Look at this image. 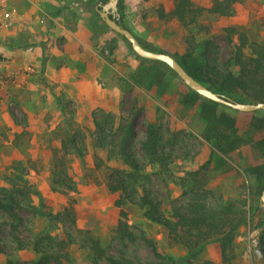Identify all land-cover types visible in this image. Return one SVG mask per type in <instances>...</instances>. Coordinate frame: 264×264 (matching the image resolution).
Wrapping results in <instances>:
<instances>
[{
  "label": "rangeland",
  "instance_id": "1",
  "mask_svg": "<svg viewBox=\"0 0 264 264\" xmlns=\"http://www.w3.org/2000/svg\"><path fill=\"white\" fill-rule=\"evenodd\" d=\"M100 1L9 0L6 9L18 18L9 25L0 17V77L16 74L15 82L0 79V190L15 194L21 220L18 225L0 211V244L8 248L6 255L0 254V264H40L34 243L45 236L66 239L69 228L61 214L72 201L78 227L90 231L117 257L142 264L154 261L145 237L176 259L187 253L173 246L165 229L145 219L144 209L133 204L124 209L138 240L121 241L115 234L120 193L108 190L107 176L111 169L131 173L128 157L135 160L139 187L148 190L169 216L191 195L185 186L188 173L202 166L213 151L201 115L202 101L191 102L190 88L176 74L138 56L112 31L95 10L104 5ZM175 1L120 0L119 21L146 46L195 65L208 59L220 67L230 64L240 34L247 37V56L264 49V0L239 2L225 16L206 13L198 27L160 17V10L168 13ZM214 1L194 0L204 8ZM229 27L237 29L232 41L224 33ZM47 29H54L56 40L46 35ZM62 31L75 36L71 55L61 51L66 40ZM207 41L214 44L209 50ZM18 49L19 62L8 55ZM219 111L235 118L238 136L246 143L227 157L218 154L224 164L216 156L207 174L209 202L215 206L234 202L248 214V224L236 237L231 264H264V207L255 176L240 166H261L264 172L260 154L264 129L250 131L261 114L223 105ZM150 124L162 126L168 171L153 165L143 152ZM253 239L259 241L262 256L254 253ZM20 244L25 249H18ZM68 250L78 262L88 263L79 243ZM185 264H222L219 244H210Z\"/></svg>",
  "mask_w": 264,
  "mask_h": 264
},
{
  "label": "trees",
  "instance_id": "2",
  "mask_svg": "<svg viewBox=\"0 0 264 264\" xmlns=\"http://www.w3.org/2000/svg\"><path fill=\"white\" fill-rule=\"evenodd\" d=\"M242 1L245 0H215L209 8H204L198 6L194 0H176L168 13L161 9L159 15L165 20H176L184 27H198L199 19L204 14L229 15L232 13L234 5ZM100 2L106 4L108 0H101ZM119 23L122 25L120 21ZM200 27L205 28V26ZM224 31L229 41H232V36L237 34V29L233 27L226 28ZM239 41V45L235 47L231 63L224 67H220L217 62L209 59L201 65H195L185 59L173 57L193 78L210 90L239 103H264V49L257 50L255 56H247L245 54L247 37L240 34ZM139 42L145 48L158 52L140 40ZM212 45H214L212 42H206L208 50L211 49ZM152 62L158 68H167L175 74L166 64L157 61ZM189 91L191 102L202 101L201 115L207 121L206 137L211 141L213 151L210 158L202 166L188 173L187 179H185V186L189 187L191 193L188 201L173 208L172 213L167 216L161 209V203L153 199L148 190H141L139 187L136 173L140 171V167L135 160L128 157V164L132 169L131 173L120 169H111L107 176L108 190L114 194L120 193L119 199L115 202V206L119 209L115 234L121 241L137 242L138 236L132 231L128 212L124 209L127 204H133L144 209L145 219L165 229L167 238L173 246H180L187 251L182 260L176 259L161 253L157 243L145 237L144 242L151 249L155 258L148 264H185L196 259L212 243H218L220 246L222 264H231L235 258L236 237L239 231L248 224L249 217L247 212L234 202H229L223 206H215L209 202L210 190L207 188L209 184L207 174L212 169L211 166L216 160V156L220 158L219 162L224 164V159L219 155L227 157L246 142L238 136L235 118L226 112L219 111L220 104L203 98L191 89ZM254 113L261 114V117L254 118L250 124V131L263 130L264 111ZM162 130V126L150 124L147 128L146 139L142 143V149L153 165L158 166L161 171H168V157L165 148L162 146ZM260 151L264 158V140L260 142ZM60 166L62 167L59 171L62 172L65 163L62 162ZM240 166L244 172L255 176L257 180L256 191L261 196L264 189L262 167ZM1 194H5V197H1ZM18 203L14 193L0 190V211L18 221L19 225L21 220L16 213ZM74 205L75 202L72 201L61 214L63 224L69 228L65 240L45 236L34 243V250L41 255L40 264H83L78 262L68 250L75 243H79L84 248L88 259L87 264H142L125 256L113 255L101 240L92 236L90 231L80 229L77 225L78 213ZM258 209L259 207H257ZM40 213L42 212H38V214ZM14 229L17 231L18 226L15 225ZM17 240L21 241L18 237ZM18 247V249L23 250L26 246L20 244ZM7 253V246L0 244V254L6 255ZM8 264H13V262L10 261Z\"/></svg>",
  "mask_w": 264,
  "mask_h": 264
},
{
  "label": "water",
  "instance_id": "3",
  "mask_svg": "<svg viewBox=\"0 0 264 264\" xmlns=\"http://www.w3.org/2000/svg\"><path fill=\"white\" fill-rule=\"evenodd\" d=\"M119 2L120 0H108L106 4L101 6V9H99L98 6L97 11L106 25L112 31L123 36L138 56L147 60L166 64L188 88L205 99L239 112L253 113L257 111H264V103H239L226 98L225 96L210 90L208 87L193 78L173 56L167 53L155 52L145 48L129 29L124 28L119 23ZM261 205L264 207V189L261 195Z\"/></svg>",
  "mask_w": 264,
  "mask_h": 264
},
{
  "label": "built area",
  "instance_id": "4",
  "mask_svg": "<svg viewBox=\"0 0 264 264\" xmlns=\"http://www.w3.org/2000/svg\"><path fill=\"white\" fill-rule=\"evenodd\" d=\"M8 1L9 0H0V6H3L4 9L2 14H0V17L4 18V20L9 24V25H12L16 19L18 18L17 17V14L15 11H9L8 9H6L7 5H8ZM1 65V63H0ZM27 71H31L30 68H27ZM3 76V75H2ZM0 77V79L2 80L4 77L8 78L10 81H14V79L16 78V74L15 73H9V74H6L4 77ZM252 245H253V249H254V253L257 255V256H262V249L260 247V244H259V241L257 239H253L252 240Z\"/></svg>",
  "mask_w": 264,
  "mask_h": 264
},
{
  "label": "crops",
  "instance_id": "5",
  "mask_svg": "<svg viewBox=\"0 0 264 264\" xmlns=\"http://www.w3.org/2000/svg\"><path fill=\"white\" fill-rule=\"evenodd\" d=\"M47 30L49 32L46 35L50 36V38L52 40L55 39L56 35H53L54 29H52V30L47 29ZM64 30H66V29L64 28ZM62 33H66V35H65L66 36V40H65V48H64V50H61V51L65 52L68 55H71L73 53V51L75 49V45H76L75 36L72 33H70L69 31H67V32L62 31ZM15 43H17V42L14 41V44ZM8 55H10L11 57H15V60L17 62H19V60L21 59L20 57H21L22 54H21L20 50L18 49V50L11 51ZM13 55H15V56H13Z\"/></svg>",
  "mask_w": 264,
  "mask_h": 264
}]
</instances>
